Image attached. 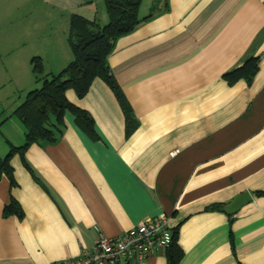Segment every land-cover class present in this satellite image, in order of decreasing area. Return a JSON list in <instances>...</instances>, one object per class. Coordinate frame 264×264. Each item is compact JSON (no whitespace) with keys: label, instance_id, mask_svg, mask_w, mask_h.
I'll return each instance as SVG.
<instances>
[{"label":"crops","instance_id":"obj_1","mask_svg":"<svg viewBox=\"0 0 264 264\" xmlns=\"http://www.w3.org/2000/svg\"><path fill=\"white\" fill-rule=\"evenodd\" d=\"M33 1L0 0V88L11 82L17 94L39 84L33 58L50 75L73 60L66 37L74 10L59 33L46 35ZM139 18L107 60L137 128L125 136L124 114L104 81L81 99L67 91L99 140L66 114L58 143L26 151L28 169L12 159L17 186L0 181V264L76 260L99 235L113 239L158 217L179 231L180 264H264V195H257L264 192V0H143ZM252 58H260L252 83L229 84L224 76ZM5 73L12 80L3 81ZM2 101L5 157L8 143L24 144L25 129L11 115L21 104L7 110ZM243 194L248 204L223 212ZM11 199L22 220L2 216ZM166 258L158 252L142 264Z\"/></svg>","mask_w":264,"mask_h":264},{"label":"trees","instance_id":"obj_2","mask_svg":"<svg viewBox=\"0 0 264 264\" xmlns=\"http://www.w3.org/2000/svg\"><path fill=\"white\" fill-rule=\"evenodd\" d=\"M108 23L101 26L95 20H88L79 15H73L67 38L69 50L73 60L56 75L47 74L41 58L31 60L32 71L39 88L29 91L21 105L14 111V116L25 129V142L16 147L10 143L9 152L5 157H0V181L5 177L9 180L11 188L17 186L14 178V170L10 165L15 156H19L23 165L26 151L34 144L52 145L60 141L65 131V115L71 114L87 136L93 140H99L95 131L92 117L82 109L66 100V93L72 90L78 99L84 98L90 90V85L96 79L104 81L115 95L121 111L125 117V136H130L138 126L137 119L131 110V106L125 98L123 91L117 85V81L111 74L108 57L113 52L116 41L132 32L140 21L139 8L143 0H103ZM147 19V18H146ZM260 58L248 60L239 69L226 74L224 78L229 84H235L239 80L251 84L259 70ZM6 121V119H5ZM262 196L263 193H257ZM220 207H213L219 210ZM21 206L11 199L3 210V217L12 216L18 219L24 218ZM179 231H172V245L166 251L168 264H180L184 254L180 247Z\"/></svg>","mask_w":264,"mask_h":264},{"label":"built area","instance_id":"obj_3","mask_svg":"<svg viewBox=\"0 0 264 264\" xmlns=\"http://www.w3.org/2000/svg\"><path fill=\"white\" fill-rule=\"evenodd\" d=\"M165 217L146 219L119 237L99 235L91 251L76 260L56 264H142L156 253L166 252L173 235Z\"/></svg>","mask_w":264,"mask_h":264},{"label":"rangeland","instance_id":"obj_4","mask_svg":"<svg viewBox=\"0 0 264 264\" xmlns=\"http://www.w3.org/2000/svg\"><path fill=\"white\" fill-rule=\"evenodd\" d=\"M33 2L36 6V17L39 19H46V23L40 25V31L45 33L46 35H49V33H53L54 35L56 33H59L60 28L62 29L64 26L63 24H65L63 15L66 16V14L71 12L70 10L72 9L74 10V14L76 15L82 16L84 18H87L85 16H88V20H94V17L96 15H100L101 19L103 17H107L108 21V16L106 15V9L103 0H34ZM144 2H147V0H144ZM96 20L99 24L100 22L98 21V19ZM40 43H42V41H40ZM35 58H39V56ZM31 73H33V71H31ZM5 75V78L3 77V81H8V78L12 80L11 73H5ZM22 75H25V73L21 72V76ZM24 80L26 81L27 78ZM39 87L40 84H37L35 88ZM15 88L16 85L12 84L11 82L6 84L5 87L0 88V100H3V108L7 110L11 109L12 106H15V103L17 104V102L21 104V101L24 100L26 94L29 92L26 91L17 94ZM35 88H33V90Z\"/></svg>","mask_w":264,"mask_h":264},{"label":"water","instance_id":"obj_5","mask_svg":"<svg viewBox=\"0 0 264 264\" xmlns=\"http://www.w3.org/2000/svg\"><path fill=\"white\" fill-rule=\"evenodd\" d=\"M251 198L247 194L240 195L233 200V203L224 206L223 212L227 215L235 214L243 205L248 204Z\"/></svg>","mask_w":264,"mask_h":264}]
</instances>
